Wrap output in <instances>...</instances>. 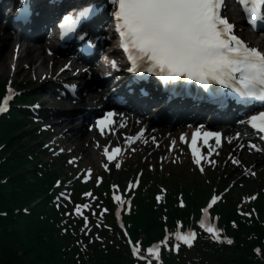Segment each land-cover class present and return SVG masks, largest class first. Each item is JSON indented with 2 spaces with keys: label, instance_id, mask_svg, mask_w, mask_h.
<instances>
[{
  "label": "snow or ice",
  "instance_id": "obj_1",
  "mask_svg": "<svg viewBox=\"0 0 264 264\" xmlns=\"http://www.w3.org/2000/svg\"><path fill=\"white\" fill-rule=\"evenodd\" d=\"M238 2L242 5L251 24H255L257 20H264V0H238ZM110 3L114 9L112 15L116 21V29L122 38V46L133 65L147 62L149 65L147 71H156L165 81L184 77L190 81H197L205 88L210 81H215L228 87L236 86L241 97L264 100V51L249 46L234 33V25L222 15L224 0H110ZM90 11L91 9H85L80 15L87 16ZM74 23L71 17H65V24L62 27L71 31ZM113 64L115 66L114 62ZM12 94L13 90L9 87L7 98L0 103V113L7 111ZM113 116V112H108L96 121L101 134L112 128ZM249 123L260 133H264V111L259 112L258 115H252ZM179 139L188 144L184 134ZM210 139H213L216 145H220L221 133L197 129L191 134L189 147L192 162L198 166L201 173L205 171L202 165L205 156L197 147V142L202 140L205 145H208ZM249 147L256 148V145L250 144ZM211 150L209 147V153ZM121 151L120 147H115L110 153L105 147L103 154L108 161H114ZM73 162V160L69 161V163ZM208 162L215 164L214 160ZM232 163L239 164L240 161L234 159ZM104 167L108 169V163H105ZM115 167L119 169L121 165L116 163ZM90 175L91 169H88L86 179ZM252 175L255 173L253 172ZM97 180L99 182L101 178ZM59 183L58 181L57 185ZM135 183L138 185L139 176ZM116 187L113 185V188ZM128 187L131 190L132 184L130 183ZM113 199L118 205L125 203L120 195H114ZM160 199L161 197L157 196V200ZM220 199L219 195L211 197L207 206L202 209L203 217L199 222V227L217 241L221 239V232L210 223L209 210ZM251 199L256 197L253 196ZM180 206H185L183 200L180 201ZM88 207L90 206L87 204L78 205L74 211L83 216L81 209ZM104 211L108 210L104 209ZM242 214L250 215V213ZM84 220L87 225L86 216ZM171 235L177 241L174 246L176 250H179L181 243L192 247L197 237L194 231L178 230ZM168 240L169 235L166 234L160 244L149 247L147 249L149 256H155L159 260L161 246H166ZM227 243L232 244L233 241L228 239ZM132 253L138 259H145L140 255V249L137 246L132 247ZM149 264H151L150 261Z\"/></svg>",
  "mask_w": 264,
  "mask_h": 264
},
{
  "label": "trees",
  "instance_id": "obj_2",
  "mask_svg": "<svg viewBox=\"0 0 264 264\" xmlns=\"http://www.w3.org/2000/svg\"><path fill=\"white\" fill-rule=\"evenodd\" d=\"M17 115L14 111L10 119L4 117L0 120V144L5 147L3 152L8 154L4 165L0 167V264H76L75 261L71 263L73 252L62 254V246L66 245L67 240L55 236L54 226L42 217V212L48 213L49 218L55 215L51 209L46 211L47 197L31 207L28 214L21 211L46 192L45 185L53 176L48 174L47 181L37 176L36 172L40 169L28 157L32 153L22 143L21 137L16 135V130L20 128ZM225 213L227 218L234 216V211L226 210ZM132 219L137 222L134 231L137 226L150 231L157 230L161 225L151 204L144 207L140 214L133 215ZM240 228L244 229L243 225ZM241 229L232 234L237 238L240 232L248 231ZM249 231L258 236L257 242L242 240L229 252H222L220 258L230 264H251V245H264L261 240L264 227L256 224ZM97 264L123 263L121 258L111 253L101 256Z\"/></svg>",
  "mask_w": 264,
  "mask_h": 264
},
{
  "label": "bare ground",
  "instance_id": "obj_3",
  "mask_svg": "<svg viewBox=\"0 0 264 264\" xmlns=\"http://www.w3.org/2000/svg\"><path fill=\"white\" fill-rule=\"evenodd\" d=\"M1 7H3V5H1ZM1 14V11H0ZM108 31V29H106ZM99 32H104L102 30L97 31V35L100 36ZM94 39L96 38V35L93 37ZM0 42L1 45L4 49H2V51H0V72L5 73L7 66L13 61L12 56V49L14 46L18 45V50L20 53L19 58L17 59L16 63H18L20 65L21 68H25L28 65H32L33 66V72L35 74L40 73V72H44L46 70H48V73L51 74V79L53 80H67L70 79L71 81L77 80V79H72L74 76H70L69 74H67L66 72H63L61 74H59L57 72V70L55 69L57 64L61 61H63V56L61 57H57L56 55L49 57L47 55H45V52L43 50L40 49H32L29 46V43H27L26 41H24L23 39L20 38L19 34H15L13 32H11L10 30L7 29H2L0 27ZM100 42V40H97V48H98V43ZM28 46H27V45ZM99 54V53H98ZM25 60L26 64L22 63V61ZM93 60V57L90 58V61ZM52 62V66L49 65V62ZM102 65V64H101ZM95 68V67H94ZM91 70H93V68H91ZM100 70V69H99ZM82 75H84V71L81 70ZM114 74H112L113 76ZM111 76V77H112ZM107 79L111 78H104L103 80L107 82ZM112 82V81H111ZM110 83L104 85V87H98L97 89L94 90H83L82 93V102L79 105L80 108L83 109L84 114L86 112H90V111H100L102 106H103V102H104V97L107 96L110 92H111V86L112 83L110 85L109 90L106 88H108V85ZM86 87H87V83H86ZM49 98H46V102H49ZM66 101H64L65 103ZM91 107H94L95 110L90 109ZM155 109L157 107H154ZM155 109H149V113L150 115L155 111ZM145 113V110L140 111V115ZM191 114V112L186 113L185 111H183L180 116L178 118H176L175 122H177L182 116L184 115H189ZM129 123H130V127L134 126V125H139L140 123H142V120H138L136 117H134L133 114L131 115H126ZM48 119H50V117H47ZM199 116L195 115L193 117H191V121L189 123L183 124L181 126H179V128L181 130L185 129V128H192V127H198V119ZM70 117L65 115L64 118L59 122V123H55L54 124V128L56 130L60 131V138L62 140V142L64 143H72V141H74L75 147L77 148V151H82L83 153V157L88 156V161L90 163H95L96 166L100 165L101 163V155L96 153L98 152L97 149L94 148V142L95 141H99L101 142L102 139L104 137L97 135L96 132H91V131H87L86 129L83 128V123H81V120L78 121V123H73V125H69L68 126V122L70 121ZM137 119V120H136ZM173 121V120H172ZM64 127H68V129H65V131L62 132V128ZM159 129L162 130L161 127H159ZM160 130V131H161ZM163 130H171L169 128H165ZM161 132L162 137H164L167 133H168V137L166 138L168 141H176V137H175V132ZM171 131H174V129H172ZM108 139H111V143L113 145V143H115L114 141H117V143L121 142L120 139H114L116 137L112 136V137H107ZM106 138V139H107ZM163 142H165L164 139H162ZM133 144V148H135V146H139L140 148L144 145L143 140L141 139H136L133 140L131 142ZM175 146L178 145V143H174ZM104 147V146H103ZM202 147L201 144H198V148L200 149ZM113 149V147H112ZM96 152H95V151ZM91 151V153H90ZM132 158V156H131Z\"/></svg>",
  "mask_w": 264,
  "mask_h": 264
},
{
  "label": "rangeland",
  "instance_id": "obj_4",
  "mask_svg": "<svg viewBox=\"0 0 264 264\" xmlns=\"http://www.w3.org/2000/svg\"><path fill=\"white\" fill-rule=\"evenodd\" d=\"M2 49H4L1 45V42H0V51H2ZM107 70V68H106ZM29 73L27 74L26 70H21L20 72V75L21 77H24V80H21V82H24V81H28L30 85H32V88L33 89H36L38 86H39V81H36V82H31V78H33V76L31 75V72H30V69L27 70ZM11 72V68H10V65L7 66V69L5 71V73H2L0 72V80H5L7 77H9V73ZM41 73V72H40ZM40 73L36 74L37 78H39L38 76L40 75ZM102 72L98 71L97 73L94 72L91 74L92 78H95V76L97 75H100ZM46 78H44V81L41 83V84H44L46 83ZM45 96L42 95L39 100H43ZM54 102V106H50V103ZM61 103L59 100H57L56 98L52 99L51 102H47L46 104V109H51V108H56V109H64V107L61 106ZM68 103V102H67ZM44 115L47 116V112H44ZM55 122V120H53V123ZM72 125V124H71ZM68 128V127H67ZM155 156L156 154L154 153L153 155V158H151V160L149 159H145V160H141V157L138 158V167H142V168H146L147 165L151 168V169H154L155 166H154V159H155ZM45 159H49V158H45ZM159 169V168H158ZM176 170L174 171L173 173H175L179 180H184V179H192V178H196L198 180H201V179H205L206 177L205 176H201L200 174H197L195 172V170L193 169L192 166H190L189 164H185V165H173V164H168V166H165V169L164 170H161L159 169V173H165V172H168V171H171V170ZM136 170V168L134 169V171ZM225 170L228 171L227 169V166H226V169H224L223 167L222 168H219L218 169V172H214L212 174H220V173H224L225 174ZM237 172H239V169H237ZM196 175H200V177L196 176ZM117 176L119 177L120 176V173L117 174ZM110 178H113L114 175L113 174H110L109 175ZM262 178V182L264 181V173H258L257 172V177L255 179H251V180H246L245 181V184L251 186V185H257L259 183V179ZM220 181H222V179H220ZM257 187V186H256ZM261 186H258V188H260ZM194 254H187V257H191V258H194L193 257ZM158 264H177V261H176V258L173 254L169 253V252H164V256H163V259L160 263Z\"/></svg>",
  "mask_w": 264,
  "mask_h": 264
}]
</instances>
